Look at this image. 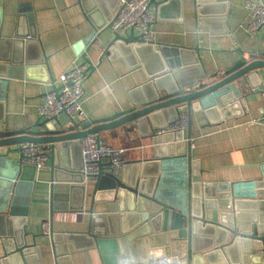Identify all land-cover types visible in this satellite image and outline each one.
Here are the masks:
<instances>
[{"label": "crops", "instance_id": "0c3cea01", "mask_svg": "<svg viewBox=\"0 0 264 264\" xmlns=\"http://www.w3.org/2000/svg\"><path fill=\"white\" fill-rule=\"evenodd\" d=\"M202 1L206 7L204 12L209 15L206 18H210L203 23L196 17L195 0H171L156 9L152 27L156 51L163 45L198 50L180 67L164 73H160V61L150 48L140 57L131 50L102 55L113 33L107 30L97 36L96 45L85 54L93 67L82 84L81 106L87 119H107L116 113L142 109L165 96L197 91L224 78L235 62H251L252 54L260 58L264 52V28L250 36L243 30L249 20L246 10L249 0ZM30 32L35 40L26 44L28 40L23 36ZM92 32L80 0H0V56L6 58L15 47L25 46L27 60L35 63L44 57L46 66L42 72L25 74L8 70L11 77L4 79L6 84L0 90L3 92L0 132L14 133L43 122L36 109L42 96L52 90V82L55 87L59 86L60 74L71 64L84 63L76 46ZM47 74L52 82H43ZM263 84L264 68L254 69L215 93L191 101L189 111L185 104L166 107L113 130L102 131L99 138L113 148L125 149V166L132 167L137 162L153 159V143L163 138L154 132L174 121L178 112L186 110L189 124L175 145L187 146L199 171L200 183L254 182L261 179L264 167V124L260 120L264 109L258 94ZM68 124L69 118L62 113L57 121H48L42 129L34 130L61 132ZM167 137L177 138L174 134ZM79 142L80 139L49 144L53 148L51 163L43 170H35L29 189H22L28 196L27 215L21 224L23 238L39 254L26 264H102L99 251L86 236L89 203L96 184L75 183L79 180ZM52 167L59 170L56 177L60 180H68L67 176L74 174L67 186H84V190L78 188L74 192L72 199L59 195L53 201L54 211L50 196L55 184ZM19 169L17 146H0V178L14 179ZM127 170L120 169L117 177L122 178ZM31 174L28 169L26 177ZM80 205H83L80 212L72 210ZM50 232L62 235L68 246L67 253L56 255ZM14 244V237H0V260L12 251Z\"/></svg>", "mask_w": 264, "mask_h": 264}, {"label": "water", "instance_id": "95a60500", "mask_svg": "<svg viewBox=\"0 0 264 264\" xmlns=\"http://www.w3.org/2000/svg\"><path fill=\"white\" fill-rule=\"evenodd\" d=\"M150 1L157 9L171 0ZM80 3L93 28V32L82 44L76 46L77 54L88 65V72L93 67L85 54L96 45L97 36L101 32L111 30L110 18L118 4L115 0H80ZM205 9L202 0H195L196 17L201 23L210 19L206 18L209 15L204 12ZM23 39L28 40L26 44L35 40L31 32L25 34ZM140 43V36L134 35L133 31L125 36L113 33V39L102 55H111L116 50L121 53L122 50H131L140 57L150 48L160 61V73H164L168 69L180 67L189 55L198 53L197 49L189 51L171 45H163L156 51L153 44ZM26 52L25 46L15 47L10 56H0V90L6 84L4 79L11 77L8 70L22 71V74L46 70L44 57L33 63L27 60L29 57L25 55ZM259 56L257 59L252 54L251 62H235L224 73L225 77L214 84L191 93L178 92L165 96L136 111L130 109L95 121L86 119L76 122L69 119V124L61 132L34 130L42 129L45 123L57 121V118L44 119L41 123L14 133L0 132V146L15 145L19 150L18 146L26 142L47 146L82 139L88 135L99 137L102 131L113 130L166 107L185 104L189 111L191 101L215 93L217 89L251 70L264 68V52ZM47 76L43 82H52L50 76ZM58 90V87L52 88L56 94ZM2 95L0 91L1 100ZM169 134L172 133L162 135L161 141L153 143V159L137 162L132 167L124 166L122 169L128 170L122 178L109 174L99 176L89 203V231L86 236L90 237L92 246L99 251L101 263L135 264L150 261L151 258L171 256L182 264H264V167L261 169V179L254 182L201 184L199 171L187 146L175 145V142L180 141V136L174 134L177 138L170 139L167 137ZM28 169L32 174L26 177ZM35 170L32 165H20L14 179L0 178V237L12 236L15 239L12 251L3 256L1 264H26L30 259L39 257L38 249L26 245L21 230L27 215L28 198L22 189H29ZM58 172V169L52 167V178L55 181L50 190L52 211L53 201L59 195L65 194L72 199L78 188L84 190L82 185L67 186L72 183L70 179L74 174L70 173L68 180H60L56 177ZM77 178L79 180L75 183H83L80 173ZM72 210L80 212L83 205ZM49 235L56 255L68 252L62 235L52 232Z\"/></svg>", "mask_w": 264, "mask_h": 264}, {"label": "built area", "instance_id": "2783aa9c", "mask_svg": "<svg viewBox=\"0 0 264 264\" xmlns=\"http://www.w3.org/2000/svg\"><path fill=\"white\" fill-rule=\"evenodd\" d=\"M117 8L110 18V29L112 33L125 36L129 31L140 36L142 45L154 44L155 36L153 24L155 23L156 8L150 0H118ZM246 10L249 20L243 27L245 33L253 35L257 30L264 28V0L246 2ZM88 65L84 63H73L64 70L58 79L59 90L56 94L50 90L42 96V102L37 106L40 119H55L64 113L69 119L86 120V114L81 106L84 90L83 81L87 75ZM53 87L55 83L52 82ZM259 97L264 109V84L259 90ZM264 124V112L261 116ZM188 113L186 110L178 112L173 123L157 129L154 135L162 136L172 133L182 137L188 127ZM190 144L191 141L189 140ZM80 168L79 173L83 182L90 181L97 184L100 175L109 174L117 177L118 172L125 166L123 154L125 149L108 145L97 135H88L80 139ZM20 153V165H32L36 171L43 170L51 163L50 158L53 148L48 145L37 143H21L18 146ZM139 264H182L175 257L151 258L147 262Z\"/></svg>", "mask_w": 264, "mask_h": 264}]
</instances>
